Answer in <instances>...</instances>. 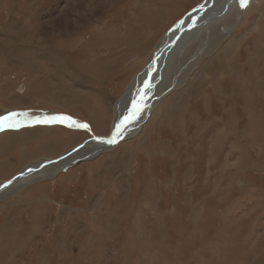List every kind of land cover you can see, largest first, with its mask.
<instances>
[{
  "label": "rangeland",
  "instance_id": "obj_1",
  "mask_svg": "<svg viewBox=\"0 0 264 264\" xmlns=\"http://www.w3.org/2000/svg\"><path fill=\"white\" fill-rule=\"evenodd\" d=\"M204 1L0 0V116L20 122L0 130V181L110 136L132 80ZM212 27L140 132L4 193L0 264H264V0ZM53 116L88 127L35 123Z\"/></svg>",
  "mask_w": 264,
  "mask_h": 264
},
{
  "label": "bare ground",
  "instance_id": "obj_2",
  "mask_svg": "<svg viewBox=\"0 0 264 264\" xmlns=\"http://www.w3.org/2000/svg\"><path fill=\"white\" fill-rule=\"evenodd\" d=\"M240 7V0H205L196 9L191 10L174 26L171 32L164 36L152 53L151 61L148 62L145 70L132 80L124 95L116 103L114 108L115 122L113 124L116 134L114 136L112 135L114 130H112L110 136L91 139L82 146L80 145L79 148L66 153L60 160H45L31 164L10 181H0V198L3 197L4 193L10 190H18L31 181H41L43 175L50 172L54 166L69 168L80 162L94 160L102 153L113 150L114 147L124 139L133 136L138 130L140 132L144 122L158 106V103L177 87L176 79L178 80V74L181 70L179 73L177 72L171 86L166 87L163 91L160 89L169 66L176 63L175 61L180 64L182 58L184 60L187 48L198 42L199 37H204V44L201 43L202 47L190 59L191 63L197 60L204 50L210 28L218 20L226 17L230 11L239 10ZM219 71L220 74L226 72L222 68ZM228 71L232 72L230 69ZM113 138H115L114 143H107Z\"/></svg>",
  "mask_w": 264,
  "mask_h": 264
},
{
  "label": "snow or ice",
  "instance_id": "obj_3",
  "mask_svg": "<svg viewBox=\"0 0 264 264\" xmlns=\"http://www.w3.org/2000/svg\"><path fill=\"white\" fill-rule=\"evenodd\" d=\"M240 3H241V7H245L248 3V0H240ZM17 115H18L17 113H9L8 115L0 116V130L6 127H18L20 122L16 120ZM65 121H70L69 126H76V127H81V128L88 127L86 124H77L76 121H73L71 120L70 117H66V116L45 117L43 119L38 118L35 120V123L50 124L53 122L64 123ZM114 142H115V138L107 141V143H110V144Z\"/></svg>",
  "mask_w": 264,
  "mask_h": 264
},
{
  "label": "water",
  "instance_id": "obj_4",
  "mask_svg": "<svg viewBox=\"0 0 264 264\" xmlns=\"http://www.w3.org/2000/svg\"><path fill=\"white\" fill-rule=\"evenodd\" d=\"M150 61H151V58H150ZM23 89H24V86H23V88H20V89H18L19 90V92H23ZM113 130H114V128H113ZM114 133V134H113ZM113 133H112V135L114 136L115 134H116V130H114L113 131Z\"/></svg>",
  "mask_w": 264,
  "mask_h": 264
}]
</instances>
